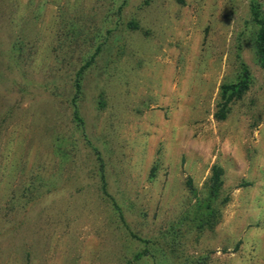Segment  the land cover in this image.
Segmentation results:
<instances>
[{"label": "rangeland", "instance_id": "rangeland-1", "mask_svg": "<svg viewBox=\"0 0 264 264\" xmlns=\"http://www.w3.org/2000/svg\"><path fill=\"white\" fill-rule=\"evenodd\" d=\"M82 1L74 34L54 3L0 0V264H162L157 241L179 264L161 236L190 209L186 181L202 189L215 164L230 202L215 231L179 238L183 252L264 264V71L246 42L250 0H132L125 16L140 29L112 35L85 74V136L70 90L108 5ZM19 42L23 52L7 55ZM238 53L254 84L218 121Z\"/></svg>", "mask_w": 264, "mask_h": 264}, {"label": "trees", "instance_id": "trees-1", "mask_svg": "<svg viewBox=\"0 0 264 264\" xmlns=\"http://www.w3.org/2000/svg\"><path fill=\"white\" fill-rule=\"evenodd\" d=\"M61 0H38L39 9H44L49 6L50 3H54L59 7V20H62L61 26L68 27L66 32L71 31L76 34L78 28L82 27L81 24H78L80 21L79 10L82 11L84 4L82 0H76L73 5L70 4V0H66V8L61 10ZM102 4L108 5L104 17L101 19V24L103 28L101 30L94 31L92 37L89 36L87 41H90L92 44L91 50L88 51L83 58L82 64L78 71L75 73V76L72 81V89L70 90V108L73 112V120L76 123L77 129L83 133L85 136V122L80 113L79 101L83 95V83L85 80V74L94 68L97 67L99 62V57L103 56V50L108 43V39L115 35L117 37L121 36L125 31H138L140 29V21L136 17L132 16L130 18L125 16V11L130 7L132 0H98ZM152 0H144L140 6L143 8L148 6ZM34 2V1H32ZM61 10V12H60ZM78 10V11H77ZM90 10V9H89ZM78 12L73 17L72 13ZM89 18L94 22H98L95 19L94 14H89ZM96 20V21H95ZM68 26H66V24ZM75 25L78 27L76 28ZM114 25V26H113ZM98 26H93L95 28ZM91 28V29H92ZM248 31V32H247ZM245 32H246V42L250 45L256 63L264 71V2L261 0H250L249 6V15L245 21ZM248 33V34H247ZM60 41L61 38H60ZM59 42V41H58ZM245 42V43H246ZM61 43V42H60ZM240 43H242L240 41ZM63 46V44H61ZM9 50L4 49V52L7 51V55L12 57L16 53H22L24 50V44L13 43L12 46L8 45ZM7 47V48H8ZM118 54H122L125 51L124 46H119ZM1 56L2 51H1ZM238 68L237 73L233 78H230L229 81H225L220 87V93L216 104V112L214 117L218 121H225L234 104L244 99L245 95L250 91L251 87L254 84V76L251 72V69L248 67L246 62L241 58L240 53L237 56ZM46 89H51V84L46 83ZM55 97H60L61 94H58L57 89H51ZM100 107H104L103 102H99ZM61 138H58L60 143ZM91 144H89L90 146ZM93 145V144H92ZM61 146V144H59ZM91 147V146H90ZM97 148H94L96 152L98 165L100 167V173L103 181V185L106 191V170L104 160L99 153ZM154 175V171L152 176ZM225 185V169L215 164L211 168V173L206 179L202 189H198L191 179L186 181V186L188 188V193L190 195V209L187 210L176 222L171 225L170 231L164 232L161 238L167 239L166 237L170 236V240L167 242L169 247L167 250L170 252L173 257V261L179 264H209L208 258L205 256H189L185 255L186 252V243H182L179 238H185L189 240L195 233L198 235L203 234L206 231L213 232L220 225L222 221L223 211L230 202V198L225 196L224 192ZM147 245L148 240H141ZM155 245H158V253H162L161 257L164 259L162 264H171V260L168 255L164 256L163 250L167 253L165 247L157 241ZM157 247V246H156ZM185 254H184V252ZM151 251L146 249L141 252L137 259H141L144 256H147ZM169 254V255H170ZM153 257H156L154 254H151Z\"/></svg>", "mask_w": 264, "mask_h": 264}]
</instances>
